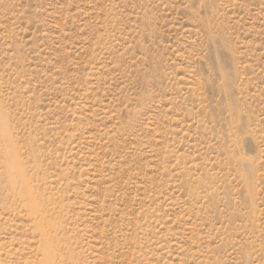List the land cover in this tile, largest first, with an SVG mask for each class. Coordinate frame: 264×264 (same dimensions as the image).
<instances>
[{"label":"rangeland","instance_id":"1","mask_svg":"<svg viewBox=\"0 0 264 264\" xmlns=\"http://www.w3.org/2000/svg\"><path fill=\"white\" fill-rule=\"evenodd\" d=\"M7 148L75 264H264V0H0V264H44Z\"/></svg>","mask_w":264,"mask_h":264},{"label":"bare ground","instance_id":"2","mask_svg":"<svg viewBox=\"0 0 264 264\" xmlns=\"http://www.w3.org/2000/svg\"><path fill=\"white\" fill-rule=\"evenodd\" d=\"M7 155L8 174L12 189L19 198L25 201L30 214L37 218V229L41 231L43 238L44 264H75L74 257L70 252L67 251V254H64L60 247L61 224L58 223L57 217L47 212V201L41 197L40 192L27 179L21 162L9 148H7ZM67 258L70 259L68 260L70 262L65 263Z\"/></svg>","mask_w":264,"mask_h":264}]
</instances>
